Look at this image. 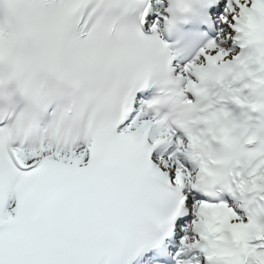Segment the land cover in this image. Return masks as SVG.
<instances>
[{
	"label": "snow or ice",
	"instance_id": "snow-or-ice-1",
	"mask_svg": "<svg viewBox=\"0 0 264 264\" xmlns=\"http://www.w3.org/2000/svg\"><path fill=\"white\" fill-rule=\"evenodd\" d=\"M233 39L264 0H0V264H264V156L223 173L221 117L160 110Z\"/></svg>",
	"mask_w": 264,
	"mask_h": 264
},
{
	"label": "clouds",
	"instance_id": "clouds-1",
	"mask_svg": "<svg viewBox=\"0 0 264 264\" xmlns=\"http://www.w3.org/2000/svg\"><path fill=\"white\" fill-rule=\"evenodd\" d=\"M255 54L248 61H241L229 71L225 78L231 77L236 82H243V88L232 90L231 98L238 104L250 108L253 112L264 114V47L257 45ZM249 94L245 95L244 90ZM208 94L201 97L207 100ZM199 108L196 104L191 107L185 105L183 99L177 100L167 112L165 118L172 123L191 120L197 116ZM217 148L208 145L207 151L218 159L219 170L230 173L234 161L247 170L254 168L256 161L264 156V128L251 132L246 123L224 115L219 121L217 129ZM254 144V148L247 145Z\"/></svg>",
	"mask_w": 264,
	"mask_h": 264
},
{
	"label": "bare ground",
	"instance_id": "bare-ground-1",
	"mask_svg": "<svg viewBox=\"0 0 264 264\" xmlns=\"http://www.w3.org/2000/svg\"><path fill=\"white\" fill-rule=\"evenodd\" d=\"M230 47V45H227V47L226 48H229Z\"/></svg>",
	"mask_w": 264,
	"mask_h": 264
}]
</instances>
